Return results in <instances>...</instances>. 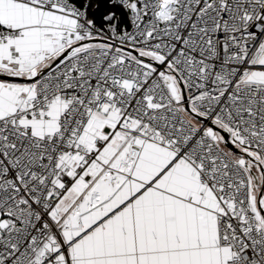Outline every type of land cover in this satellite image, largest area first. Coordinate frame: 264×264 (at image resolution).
Returning <instances> with one entry per match:
<instances>
[{
    "label": "snow or ice",
    "instance_id": "obj_1",
    "mask_svg": "<svg viewBox=\"0 0 264 264\" xmlns=\"http://www.w3.org/2000/svg\"><path fill=\"white\" fill-rule=\"evenodd\" d=\"M0 264H264V0H0Z\"/></svg>",
    "mask_w": 264,
    "mask_h": 264
}]
</instances>
